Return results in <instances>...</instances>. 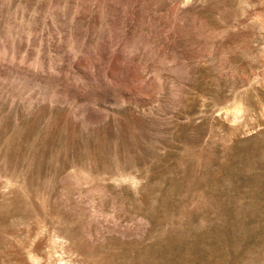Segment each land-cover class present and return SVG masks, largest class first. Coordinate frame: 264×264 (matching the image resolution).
<instances>
[{
  "label": "rangeland",
  "instance_id": "1",
  "mask_svg": "<svg viewBox=\"0 0 264 264\" xmlns=\"http://www.w3.org/2000/svg\"><path fill=\"white\" fill-rule=\"evenodd\" d=\"M0 264H264V0H0Z\"/></svg>",
  "mask_w": 264,
  "mask_h": 264
}]
</instances>
